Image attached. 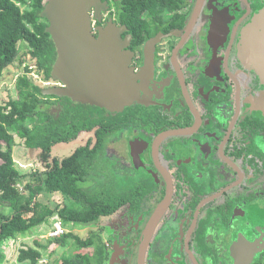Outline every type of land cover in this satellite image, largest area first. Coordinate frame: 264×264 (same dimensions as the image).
<instances>
[{"label": "flooded vegetation", "instance_id": "1", "mask_svg": "<svg viewBox=\"0 0 264 264\" xmlns=\"http://www.w3.org/2000/svg\"><path fill=\"white\" fill-rule=\"evenodd\" d=\"M102 2L92 27L112 20L124 28L127 102L112 112L43 96L41 109L59 120L67 106L83 105L102 120L72 143L101 142L84 191L114 193L100 186L122 180L114 194L132 193L133 206L106 228L110 256L118 264H264V54L240 52L264 0ZM68 157L41 161L40 173Z\"/></svg>", "mask_w": 264, "mask_h": 264}, {"label": "trees", "instance_id": "2", "mask_svg": "<svg viewBox=\"0 0 264 264\" xmlns=\"http://www.w3.org/2000/svg\"><path fill=\"white\" fill-rule=\"evenodd\" d=\"M142 1L149 3L152 0ZM47 2L0 0V77L16 60L19 43L24 42L37 70L46 80L51 79L56 51L45 32L48 23L40 17ZM119 6L120 3H115L117 11ZM129 8L134 10L135 5ZM139 24L144 25L140 20ZM29 73L31 69L25 67V74L16 80L17 98L5 105L0 104V264H7L5 250L8 240L30 237L34 230L38 231L54 220L68 232L51 238L46 246L37 240L34 241L35 247L22 245L14 264H39L43 250L51 245L65 246L69 239L73 240L71 244L76 252L62 255L53 264H109L110 250L102 242L99 232L81 239L68 228L69 225L85 227L98 224L125 204L133 206L132 193L93 195L83 190L84 176L91 162L98 158L101 142L93 149L78 147L62 161V167L56 158H52L54 167L44 174H20L15 167L12 151L16 144L12 133L23 140L26 148L39 151L40 161L48 162L55 145L72 143L84 131H92L102 124V120L83 105L79 108L67 106L59 120L48 112L45 115L41 109L42 89L30 81ZM19 186L29 193L27 200H24ZM40 196L56 201L62 199V204L50 206L41 202Z\"/></svg>", "mask_w": 264, "mask_h": 264}, {"label": "water", "instance_id": "3", "mask_svg": "<svg viewBox=\"0 0 264 264\" xmlns=\"http://www.w3.org/2000/svg\"><path fill=\"white\" fill-rule=\"evenodd\" d=\"M106 7L107 2L102 0H48L40 17L48 23L45 32L56 51L50 78L64 87L42 89L43 96L67 97L75 103L112 112H119L127 102L130 78L127 63L120 60L122 45L118 36L124 28L112 20L105 27H92L91 12L101 22L100 13ZM240 44L244 56L264 54V9L244 28ZM145 250L146 246H142L140 262ZM115 260L112 254L109 264Z\"/></svg>", "mask_w": 264, "mask_h": 264}, {"label": "rangeland", "instance_id": "4", "mask_svg": "<svg viewBox=\"0 0 264 264\" xmlns=\"http://www.w3.org/2000/svg\"><path fill=\"white\" fill-rule=\"evenodd\" d=\"M22 9L25 7L21 6ZM28 47L24 42L19 43V54L16 60L8 66L2 73L0 77V104L5 105L11 100H15L17 98V92L15 89L16 80L19 76H23L25 74V67H29L31 69V73L28 74V78L31 82L41 87V89H45L47 87H52L51 79L46 80L41 72H39L36 68L35 61L30 58L28 54ZM50 84V85H48ZM14 136L16 146L14 149V163L15 167L20 174L29 175L33 172H40L43 170L44 165H42L39 154L37 150L28 149L25 147L23 140L19 138L16 133H12ZM117 138V135H115ZM79 142V141H78ZM80 145L75 143H70L67 145H56L52 149V156L57 157L59 159L70 156L76 148ZM110 154V152H108ZM51 163V160L48 161ZM50 165V164H48ZM48 167V166H47ZM105 191H115L114 193H122L124 188V182L120 180L117 183V186L114 187L109 184H104L100 186ZM19 189L22 192L24 200H27L29 197V193L23 189L22 186H19ZM39 200L45 204H49L50 206H54L56 204H62V199L55 200L51 197H39ZM59 201V202H58ZM118 215H113L109 218L102 219L98 222V224L85 226V227H77L69 225L68 228L72 231V233L81 239L88 238L92 233L100 232L102 234L101 238L104 243H108L107 240L108 235H110L109 230L106 229L108 226H114L116 220L118 219ZM57 222V220L49 222L45 227L32 232V236L26 238H18L15 241L8 240L6 244L8 248L6 251L7 256V264H14L17 256V252L22 245H27L31 247H35L34 241H39L42 245H48L51 237L50 233L53 229V225ZM66 230V229H65ZM68 232V230H66ZM72 239L67 240V244L65 246L51 245L48 249L42 251V259L39 264H53L55 261H59L62 255L72 254L76 251L74 250ZM114 255V254H113ZM116 256V255H115ZM117 256L114 264H118Z\"/></svg>", "mask_w": 264, "mask_h": 264}, {"label": "built area", "instance_id": "5", "mask_svg": "<svg viewBox=\"0 0 264 264\" xmlns=\"http://www.w3.org/2000/svg\"><path fill=\"white\" fill-rule=\"evenodd\" d=\"M66 233H67L66 230L61 226L60 223H55L53 225V229H52V231L50 233V237L51 238H56V237H59V236H62L64 234H66ZM11 240L15 241V239H11Z\"/></svg>", "mask_w": 264, "mask_h": 264}, {"label": "crops", "instance_id": "6", "mask_svg": "<svg viewBox=\"0 0 264 264\" xmlns=\"http://www.w3.org/2000/svg\"><path fill=\"white\" fill-rule=\"evenodd\" d=\"M63 145V144H62ZM27 150H28V148H27ZM13 153H14V149H13V151H12V155H13ZM38 153H39V151H38ZM13 159H14V155H13ZM15 161V160H14Z\"/></svg>", "mask_w": 264, "mask_h": 264}]
</instances>
